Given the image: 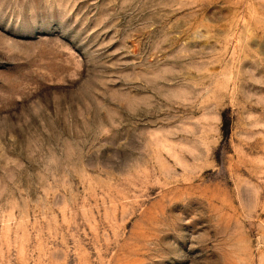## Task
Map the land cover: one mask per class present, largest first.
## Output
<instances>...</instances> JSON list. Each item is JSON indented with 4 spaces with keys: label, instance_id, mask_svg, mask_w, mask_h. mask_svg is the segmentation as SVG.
Segmentation results:
<instances>
[{
    "label": "rangeland",
    "instance_id": "374dc122",
    "mask_svg": "<svg viewBox=\"0 0 264 264\" xmlns=\"http://www.w3.org/2000/svg\"><path fill=\"white\" fill-rule=\"evenodd\" d=\"M0 264H264V0H0Z\"/></svg>",
    "mask_w": 264,
    "mask_h": 264
}]
</instances>
